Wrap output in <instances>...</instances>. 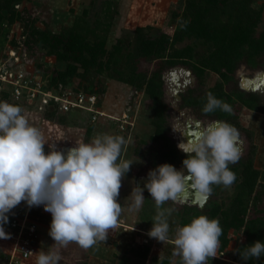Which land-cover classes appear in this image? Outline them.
Instances as JSON below:
<instances>
[{
    "label": "rangeland",
    "instance_id": "1",
    "mask_svg": "<svg viewBox=\"0 0 264 264\" xmlns=\"http://www.w3.org/2000/svg\"><path fill=\"white\" fill-rule=\"evenodd\" d=\"M252 1L253 7L261 5L259 0ZM185 3L186 0H19L13 5V10L18 14L25 9L24 11L31 16L32 26L39 30L47 28L56 34L71 28L75 22H80L81 28L88 30L90 39H94L95 36H105V48L108 52L112 50L118 52L117 47L123 46L121 52L134 56V61L139 35L148 38H155L160 32L173 35L176 30L180 29L179 22L184 15ZM2 14L4 20L0 26V56L14 48L17 49L18 54H21L23 50L21 44L23 22L14 20L10 23L9 13L3 10ZM263 27L264 18H261L255 29L256 37ZM137 28L144 30L138 32ZM13 42H17L16 47ZM190 42V40H185L179 46L184 47ZM27 54L28 59L26 61L20 59L17 62L19 64L17 68L20 72L25 73L27 80L33 81V83L26 82L23 85L24 94L19 97L13 95L12 86L0 84V101L18 105L24 110L23 114L29 123L40 129L43 134L46 141L45 153L48 152V145L54 144L58 150H61L65 146H74L79 142L90 143L97 134H109L125 138L127 143L122 147L120 159L133 162L130 170L121 181L122 186L118 202L124 210L117 227L109 231L108 238L104 243L99 242L86 250L75 243L59 248L61 256L59 264H160L165 259L168 260V264H180V258L173 255L172 240L176 229L182 226L180 219L183 207H199L181 200L167 202L163 207L175 209L168 217L169 239L161 243L148 235L152 227L153 217L156 214L154 200L144 188L150 167L145 160L135 156V149L137 150L138 146L144 145L142 150H145L148 147V142L150 144L149 138L154 132V126L151 123L153 113L148 110L149 98L144 90L135 89L119 80L121 76H124L125 70L127 71L124 68L127 64L126 60L118 62L115 69L112 68L114 71H110L109 77L107 74H102L97 78L92 72L90 74L92 78L89 81L77 77L73 78L69 87L80 83L81 87L86 85L89 88H96L98 83L101 84L105 92L101 96L98 109L103 115L92 118L86 111L71 112L65 117V122L62 124L59 123L60 114L53 120L46 117L50 109L48 110L47 107L45 109L40 105L43 95L39 100L37 96L32 98L31 95L33 90L35 92L37 90L45 91L48 88H51V92L55 94V89L49 87L50 77L55 70H63L65 63L58 62L54 56L48 55L46 50L40 48L32 58H29L28 52ZM261 59L264 60V55ZM102 60L105 61V57ZM36 63L41 64L40 70H37ZM136 66L135 72L144 73L148 77L162 68L159 71L163 81L162 101L166 106L167 123L169 122L171 127L168 136L172 140L179 133L174 131L171 133L172 128L182 131L181 129L184 128V122L188 117H198L199 110L196 107H185L183 103L187 98L185 95L186 87L190 89V92L193 91L191 97L206 96L207 93L211 92L213 96L219 98V83L222 80L214 72L206 71L200 83L191 68L186 65H177L165 69L160 62H146L138 58ZM260 71L264 72V63L255 68L246 63H241L234 74L233 81L223 85V90L228 91L233 85L239 88V77H253ZM184 82H187L186 87ZM31 88H34L32 93L29 91ZM5 93L8 94V98L3 97ZM25 94L28 95L29 101ZM222 99L225 97L223 96ZM39 106L42 107L41 110L38 109ZM231 109L237 114L235 127L239 131L242 142L240 159L251 156L252 168L258 172L256 188H259L260 185H264V114L245 107L242 108L237 103L232 104ZM203 119L205 121L204 126L213 120L211 117ZM88 126L92 128L90 134L87 132ZM180 169L181 167L177 168V170ZM181 171L185 170L181 169ZM235 175L236 180L230 188L214 185L209 196L208 200L215 197L218 204L222 206L221 210L228 209L236 196L238 184L242 179L241 170H238ZM135 186L144 188L145 200L139 210L130 211L129 206L133 202L131 192ZM213 194L214 197H212ZM256 209H262L264 214V202H260ZM250 211L252 213L253 210ZM7 215L8 223L3 225L6 233L9 231V222L12 218H20L26 227L33 225L36 232L31 238L25 230L24 232L19 230L15 233L14 237L16 240L18 239L19 244L29 238V247L32 250L30 256L22 263L15 264H36V257L40 251L52 250L54 241L48 235L51 214L46 212L42 205L29 208L25 202H21ZM228 238V245L222 250L219 247L217 257L211 258L209 264H245L237 262L235 257L240 244L245 240L244 234L241 231L229 230ZM13 244L14 242L9 239L8 245L6 244L0 249V264H6L9 254L12 252ZM134 246L149 247L146 259L142 260L128 253V250ZM260 260L264 263V254L256 259V261Z\"/></svg>",
    "mask_w": 264,
    "mask_h": 264
},
{
    "label": "clouds",
    "instance_id": "2",
    "mask_svg": "<svg viewBox=\"0 0 264 264\" xmlns=\"http://www.w3.org/2000/svg\"><path fill=\"white\" fill-rule=\"evenodd\" d=\"M217 109L232 111L229 104L207 93L202 112ZM23 111L0 101V239L9 238L3 225L13 208L21 202L29 208L42 205L51 214L48 235L54 243L51 251L37 254L36 264H59V248L75 243L86 250L104 243L109 231L117 227L124 210L118 202L121 181L133 162L120 159L125 138L109 134H97L90 143L79 142L66 154L54 144L45 153L42 132ZM172 129L186 137V142L177 144L186 155L181 168L185 171L161 164L148 172L144 184L156 208L148 235L161 243L169 239L168 217L175 210L163 205L176 202L186 187L201 194V204L211 195L213 185L230 188L236 175L229 165L242 156L239 131L225 121H211L190 135ZM144 188L132 190L130 211L143 205ZM221 235L218 219L194 217L176 229L173 255L180 258V264H209L217 257ZM262 254L264 243L255 241L239 255L247 261Z\"/></svg>",
    "mask_w": 264,
    "mask_h": 264
},
{
    "label": "trees",
    "instance_id": "3",
    "mask_svg": "<svg viewBox=\"0 0 264 264\" xmlns=\"http://www.w3.org/2000/svg\"><path fill=\"white\" fill-rule=\"evenodd\" d=\"M17 1L19 0H0V26L4 20L2 11L6 10L9 13L10 23L14 20L23 22L21 44L30 58L34 57L40 48L46 50L48 55L54 56L58 62L65 63V68L55 70L49 81V87L58 93H64L69 89L74 94L82 91L93 95L96 97V106L99 108L101 96L105 92L101 84L98 83L96 88H89L86 85L81 87L80 83L69 87V83L75 77L89 81L92 78L90 75L92 72L97 78L102 74H107L109 77L110 71H114L112 68L115 69L118 62L126 60L127 64L124 68L127 71L125 70L124 76L118 79L135 89L144 90L149 98L148 110L153 113L151 123L154 126V132L149 138L150 144L148 142L145 150H142L144 145L135 149V156L145 160L150 170L165 163L176 169L182 168V161L186 155L176 148L175 143L168 136L166 106L162 101L163 81L159 72L162 68L150 77L144 73H137L135 65L138 58L146 62H160L165 69L186 65L191 68L200 83L206 71L214 72L222 80L219 83L217 99L230 106L237 103L242 108L264 114V106L260 104L257 94L244 92L236 85L228 91L223 90V85L233 81L234 74L241 63H246L253 68L264 63L261 59L264 55V27L257 37L255 36V29L261 18H264V4L253 7L252 0H186L184 15L179 22L180 29L173 35L160 32L155 38L143 37L141 34L139 38L137 36L139 42L133 61L134 56L121 52L123 46L117 47L118 52L113 50L108 52L105 48V36H95L94 39H90L88 30H83L80 22H75L71 28L58 34L50 32L47 28L43 30L35 28L32 26L31 16L24 11L25 9L18 14L13 10V5ZM143 30V28H137L138 32ZM185 40L191 42L180 47L179 44ZM16 43L13 42L15 47ZM103 57L105 61L102 60ZM40 65L35 64L37 70L42 68ZM190 94L192 95L193 91ZM223 96L225 99H222ZM3 97L8 98V94L5 93ZM205 103V95L188 97L184 100L186 106L196 107L201 114H204L202 108ZM50 110L46 117L53 120L60 114L59 123L62 124L68 114L78 112L69 110L57 113L56 107ZM212 114L232 124H235L237 119V114L233 110L231 113H226L217 109ZM91 130L92 128L88 126L89 134ZM250 157L239 159L237 163L229 165L230 170L235 174L241 170L242 179L228 209L221 210L222 206L218 204L213 194L214 198L208 200L202 209L184 206L180 224L186 225L192 218L200 215H205L209 219H218L222 228V235L219 238L220 250L228 245L229 230L241 231L245 240L237 250L236 261L245 264H264L261 260L256 261L255 258L243 261L239 255L245 251L246 246L252 245L255 241L264 243V214L262 209H256L260 202H264V185L256 188L258 172L252 168ZM250 210H253L252 213ZM128 253L144 260L149 253V247L134 246L128 250ZM160 264H168V260H162Z\"/></svg>",
    "mask_w": 264,
    "mask_h": 264
},
{
    "label": "built area",
    "instance_id": "4",
    "mask_svg": "<svg viewBox=\"0 0 264 264\" xmlns=\"http://www.w3.org/2000/svg\"><path fill=\"white\" fill-rule=\"evenodd\" d=\"M259 2L260 4H264V0H259ZM4 53L0 56V84H8L12 86L14 90L13 95L19 97L20 95L24 94L23 85L26 84V82H28L29 84L33 83V81L27 80L25 73L20 72V70L17 68V66L19 65L17 64V62H19L20 59H22L23 61H26V59H28L27 51L23 47L21 54H18L17 49L15 48L12 50L10 49ZM33 89L34 88H31L29 91L32 93ZM21 91L22 93H20ZM55 92L56 93L53 94L49 88L45 91L37 90V92H35L33 90L31 96L32 98H35V96H37V99L39 100L43 95V99L40 105L45 107V109L47 107L48 110H54L55 107L57 111L62 112H66L69 110H82L89 113L92 118H96L100 115H103V113L96 106L97 100L96 97L93 95H89L87 93L85 94L82 91L77 94H74L73 91L69 89L61 94L58 93V91L56 90ZM25 95L27 96V100L29 101L28 95ZM38 109L41 110L42 107L39 106ZM22 221L20 220V218H12L10 221V230L8 234L9 239L14 242V244L12 252L7 258L6 264L22 263L31 254L32 250L29 247V238L23 241L22 244H19L18 239L16 240V237H14V235H16L15 233L19 230H22L23 232L25 230L26 233L28 232L30 234V238L35 234L34 226L29 225L28 227H26L25 225H23Z\"/></svg>",
    "mask_w": 264,
    "mask_h": 264
},
{
    "label": "flooded vegetation",
    "instance_id": "5",
    "mask_svg": "<svg viewBox=\"0 0 264 264\" xmlns=\"http://www.w3.org/2000/svg\"><path fill=\"white\" fill-rule=\"evenodd\" d=\"M264 74V72L263 71H260V72H258L257 74ZM257 74L256 75H254L253 77H239V80H238V86H239V89L240 90H244V92H247V93H254V94H257L258 92H252V87H250L249 85H250V83H248V82H250L251 80H253L256 76H257ZM186 85H187V82H184V86L186 87ZM246 88H248L249 89V91H246ZM190 89L188 88V87H186L185 88V95L187 96V98L188 97H191L192 95L190 94L191 92L189 91ZM178 91V90H177ZM182 94H183V92H181ZM263 93H264V91H263ZM263 93H260L259 95H258V97H259V101H260V104L262 105V106H264V94ZM185 96V97H186ZM184 103V102H183ZM185 105V104H184ZM185 107H188V106H186L185 105ZM190 108L192 107V106H189ZM211 117L213 120L212 121H214V120H219V121H225V122H227V123H229L230 125H232V126H234L235 127V124H232V123H230V122H228L227 120H221V119H218V118H216V116H214V114H212V113H210V114H201V112H200V110H199V112H198V117H196V118H194V117H188L186 120H185V122H184V128L183 129H181L182 131H181V133L182 134H187V135H190L192 132H194V131H196V130H198L199 128H201V127H203L204 126V119L203 118H205V117ZM169 123V122H168ZM170 125H169V130H170ZM236 128V127H235ZM169 132V131H168ZM171 133H173V130L171 129ZM185 137H182L181 135H180V133H178V135H177V137L176 138H174L172 141H174V143H175V145H177L179 142H184V139ZM176 148L178 149V147L176 146ZM179 150V149H178ZM178 200H181V198H178ZM182 201V200H181ZM188 202H191V201H189L188 200Z\"/></svg>",
    "mask_w": 264,
    "mask_h": 264
},
{
    "label": "water",
    "instance_id": "6",
    "mask_svg": "<svg viewBox=\"0 0 264 264\" xmlns=\"http://www.w3.org/2000/svg\"><path fill=\"white\" fill-rule=\"evenodd\" d=\"M244 91V90H243ZM248 91V90H246ZM252 92H258L257 94L259 95L260 93H263V91L261 90H252ZM264 94V93H263ZM70 147H73V146H65L63 148H61L62 151H65V154H66V150ZM181 200L183 202H188L191 201L190 203H192L193 205H197L199 208H203L206 204V202L208 201L209 197L207 198L206 201H204L202 204H201V194L195 192L194 190H192L190 187H186L185 191L180 195Z\"/></svg>",
    "mask_w": 264,
    "mask_h": 264
},
{
    "label": "bare ground",
    "instance_id": "7",
    "mask_svg": "<svg viewBox=\"0 0 264 264\" xmlns=\"http://www.w3.org/2000/svg\"><path fill=\"white\" fill-rule=\"evenodd\" d=\"M248 83H250L249 86L252 87V90L257 89V90L264 91V74L263 75L260 73L257 74V76ZM246 90L249 91L248 88H246ZM184 139H185L184 142H186V137Z\"/></svg>",
    "mask_w": 264,
    "mask_h": 264
},
{
    "label": "crops",
    "instance_id": "8",
    "mask_svg": "<svg viewBox=\"0 0 264 264\" xmlns=\"http://www.w3.org/2000/svg\"><path fill=\"white\" fill-rule=\"evenodd\" d=\"M6 244L8 245V240L7 239L6 240L5 239H0V249L2 248V246L4 247Z\"/></svg>",
    "mask_w": 264,
    "mask_h": 264
}]
</instances>
